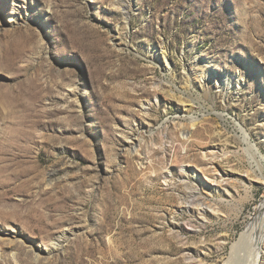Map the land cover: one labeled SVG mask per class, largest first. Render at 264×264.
<instances>
[{"label": "rangeland", "instance_id": "374dc122", "mask_svg": "<svg viewBox=\"0 0 264 264\" xmlns=\"http://www.w3.org/2000/svg\"><path fill=\"white\" fill-rule=\"evenodd\" d=\"M263 206L264 0H0V264H226Z\"/></svg>", "mask_w": 264, "mask_h": 264}, {"label": "bare ground", "instance_id": "6f19581e", "mask_svg": "<svg viewBox=\"0 0 264 264\" xmlns=\"http://www.w3.org/2000/svg\"><path fill=\"white\" fill-rule=\"evenodd\" d=\"M183 134L184 135L185 134L190 135L188 133H183ZM210 190H211V192L213 191L212 189H210ZM210 202H207L205 204L204 200H202L200 202V204H205V205L210 204V206H211ZM202 209H204V208L202 207ZM251 225L248 227V229H246L242 233L239 241H237V243H235V246H233L234 249L232 252V256H231V258L230 257L228 258V260H227L228 262H226V264H235L234 263L235 261L240 262V264H258L259 263L260 257L262 256L261 255L262 254L261 244H262V241H264V227L258 233V236L254 237L252 235V230L256 229L257 227H255V226L253 227ZM242 252H244L245 255L242 254Z\"/></svg>", "mask_w": 264, "mask_h": 264}]
</instances>
